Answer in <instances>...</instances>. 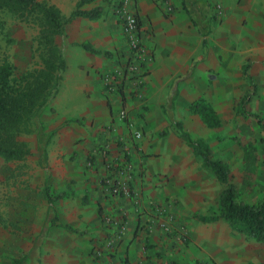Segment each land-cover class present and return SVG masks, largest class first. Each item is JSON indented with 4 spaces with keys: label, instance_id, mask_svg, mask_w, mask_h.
<instances>
[{
    "label": "crops",
    "instance_id": "crops-1",
    "mask_svg": "<svg viewBox=\"0 0 264 264\" xmlns=\"http://www.w3.org/2000/svg\"><path fill=\"white\" fill-rule=\"evenodd\" d=\"M46 1L70 16L80 0ZM168 2L171 11L163 0H133L141 36L153 53L144 74L143 98L135 95L132 82L114 91L103 82V74L130 55L117 12L119 0H91L82 9L100 8L99 17L79 16L67 24V67L52 100L67 121L50 133L42 158L48 171L43 200L50 212V225L29 263L34 259L39 264L194 263V255L188 254V259L184 253L188 249L154 221L149 205L168 204L177 215L178 226L187 224L195 236L197 229L207 224L199 216L218 212L225 185L204 165L203 157L182 133L203 139L212 148L213 157L225 162V158H218L206 135L216 129L214 133L220 134L218 130L224 126L211 128L197 123L204 127L198 133L192 123L197 118L192 104L204 98L220 115L212 102L213 89H204V82L214 73L224 82L225 61H249L251 66H244V73L252 92L243 99L250 97L251 102L259 95L258 86L264 81V0ZM67 55L76 61H68ZM123 108L127 119L119 117ZM129 123L142 132L140 140L133 139ZM104 145L109 148L108 159L127 156L133 163L132 186L140 195L139 202L105 191L101 181L107 161L96 155ZM31 149V157L39 159L41 155ZM93 152L96 158L89 167L87 161L94 157ZM47 186L54 206L45 196ZM109 213L124 218L127 232L111 251L95 257V247L112 232L105 221Z\"/></svg>",
    "mask_w": 264,
    "mask_h": 264
},
{
    "label": "rangeland",
    "instance_id": "rangeland-1",
    "mask_svg": "<svg viewBox=\"0 0 264 264\" xmlns=\"http://www.w3.org/2000/svg\"><path fill=\"white\" fill-rule=\"evenodd\" d=\"M0 20L5 22L0 29V60H10L16 73L38 69L42 64L38 26L4 11H0ZM57 42L68 54V37L59 36ZM68 61L76 60L68 56ZM246 65L251 66L249 61H225V81H219V73H214L209 82H204V89H213L212 102L223 117L224 126L218 130L220 134L214 133L216 129L206 135L218 158H225L231 169V182L238 200L257 203L264 200V128L261 125V122L264 124V81L258 86L259 95L243 108V97L252 92L244 73ZM52 102L35 118L34 131L21 135L41 157L34 155L9 161L0 156V264H10L15 257L37 253L49 229L50 212L43 200L48 171L42 158L51 141L50 133L67 121ZM196 117L192 123L199 133L204 127L197 123L205 121L199 113ZM218 221L217 224L202 221L207 224L197 229L196 236L187 224L176 223L175 230L168 235L188 249L184 252L188 259V254L194 255L193 264L264 263V240L247 235L225 219ZM29 264H39L38 259Z\"/></svg>",
    "mask_w": 264,
    "mask_h": 264
},
{
    "label": "trees",
    "instance_id": "trees-1",
    "mask_svg": "<svg viewBox=\"0 0 264 264\" xmlns=\"http://www.w3.org/2000/svg\"><path fill=\"white\" fill-rule=\"evenodd\" d=\"M89 1L91 0H80L71 15L65 16L59 7L46 0H0V11L38 26L37 43L42 63L38 69L16 73L10 60H0V156L6 160L20 161L33 154L21 135L34 131L35 118L59 92L67 62L57 37L64 35L67 24L76 17H99L100 8L82 9ZM4 26L5 22L0 20V29ZM84 47L96 52L88 45ZM250 100V97L243 99L241 105L244 107ZM192 107L195 113L201 114L209 127L222 126L220 115L206 100L196 101ZM261 125L264 128L262 122ZM182 134L189 139L197 154L203 157L204 165L214 171L219 181L225 185L219 200V212L199 216V219L203 222L225 219L247 235L264 240V200L257 203L239 201L227 163L214 158L212 148L203 139L195 140L187 132ZM45 196L54 206L48 186L45 187ZM29 260L30 254L27 253L13 258L10 264H29Z\"/></svg>",
    "mask_w": 264,
    "mask_h": 264
},
{
    "label": "built area",
    "instance_id": "built-area-1",
    "mask_svg": "<svg viewBox=\"0 0 264 264\" xmlns=\"http://www.w3.org/2000/svg\"><path fill=\"white\" fill-rule=\"evenodd\" d=\"M163 1L166 2L168 11H171L172 6L168 0ZM217 9L221 11L222 5L218 3ZM117 12L122 18V30L129 47L130 55L126 61H123L115 69L105 72L103 74V82L105 87L110 91H114L120 88V86H125L128 81L132 82L135 86V95L143 98L145 95L144 88L146 87L144 74L147 67L153 61V53L141 36L139 18L133 7V0H119ZM119 117L121 119L128 118V112L125 108L119 111ZM129 125L132 126L131 134L133 139L140 140L143 137L142 132L134 128L132 123H129ZM96 152H93L94 157L91 156L87 164L89 167H92L96 155L103 158L105 162L107 161L106 174L101 181L105 191L111 196L130 198L139 202L140 195L132 186L134 181V165L127 156L108 159L110 156L107 145L101 146ZM149 206L153 211L154 221L160 225L162 231L167 234L173 232L178 222L175 211L166 203L155 202ZM105 221L111 227L112 232L102 244L95 247V257H101L106 250L111 251L115 247V243L122 239L127 232V223L121 216L118 217L116 214L109 213L105 215Z\"/></svg>",
    "mask_w": 264,
    "mask_h": 264
}]
</instances>
